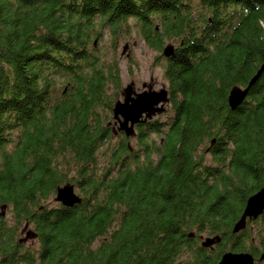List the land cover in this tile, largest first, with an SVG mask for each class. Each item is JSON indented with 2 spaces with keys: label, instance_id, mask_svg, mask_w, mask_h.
Returning a JSON list of instances; mask_svg holds the SVG:
<instances>
[{
  "label": "trees",
  "instance_id": "trees-1",
  "mask_svg": "<svg viewBox=\"0 0 264 264\" xmlns=\"http://www.w3.org/2000/svg\"><path fill=\"white\" fill-rule=\"evenodd\" d=\"M130 18L151 47L175 42L163 68L171 115L137 123L138 148L124 132L109 148L120 70L93 38ZM263 61L264 0H0V204L14 219L0 216V264L259 258L252 219L232 226L264 186V69L235 107L227 96ZM68 181L81 201L49 206ZM25 222L36 249L18 241ZM201 232L220 235L213 250Z\"/></svg>",
  "mask_w": 264,
  "mask_h": 264
},
{
  "label": "water",
  "instance_id": "water-1",
  "mask_svg": "<svg viewBox=\"0 0 264 264\" xmlns=\"http://www.w3.org/2000/svg\"><path fill=\"white\" fill-rule=\"evenodd\" d=\"M127 46V43L123 45L122 53L125 52ZM174 47L172 42L166 43L162 48V54L165 57L170 56L174 51ZM263 69L264 61L244 87L235 84L230 88L227 96L230 107H235L244 99L248 88L259 77ZM153 83L152 78L148 82L143 81L142 88L136 90L135 81L132 79L122 88L120 92L122 98H117L112 107L113 133L123 131L126 136L134 137L136 135V123L149 120L166 109L165 105L170 100L168 90L165 84H162L160 88H154ZM54 199L66 206H71L80 202L82 198L75 191L74 185L68 181L56 187ZM0 207L3 209L6 204L2 203ZM263 210L264 186L248 196L240 217L232 226V232H238L243 229L246 226L247 219L256 218ZM0 215H4V211H0ZM20 232L22 235L18 238L19 242L34 240L37 237L36 230L29 227L28 222L23 224ZM189 235L191 236L193 233L190 232ZM201 238V246L212 247L214 243L220 240V235H207L201 236ZM263 258L264 254L262 253L258 260ZM217 264H254V256L248 251H226L220 256Z\"/></svg>",
  "mask_w": 264,
  "mask_h": 264
},
{
  "label": "rangeland",
  "instance_id": "rangeland-1",
  "mask_svg": "<svg viewBox=\"0 0 264 264\" xmlns=\"http://www.w3.org/2000/svg\"><path fill=\"white\" fill-rule=\"evenodd\" d=\"M158 25V23H156ZM159 29V27H158ZM96 54L100 56L102 60L109 61L110 59L115 58L118 61L119 70H120V90L117 98H122L120 92L122 88L129 83L132 79L135 81L136 87L141 88V83L143 81L148 82L150 77L155 81V88H160L161 84H167V79L163 75V68L165 64V56L162 54L163 46L174 41L170 39H164L163 45L160 50L151 47L145 42V39L142 36L139 27L133 19H129L126 23L122 24V27L117 30V32L112 31L109 27L103 28L102 33L95 38ZM127 43L128 46L125 52L122 53L123 45ZM59 88L63 87V83L58 85ZM113 90V88H112ZM170 103H167L166 109L154 115L151 119H158L160 121L166 120L171 115ZM108 120H112V113L108 114ZM122 135L119 132H116L112 135L108 143L109 148L116 145L117 142L121 139ZM151 137H154L156 142L159 141V135L152 134ZM129 145L138 148V144L135 136L128 138ZM109 150V149H108ZM207 162L210 161V156L207 154L205 156ZM76 192L77 189L75 188ZM48 205H54L57 201L54 197H50L47 200ZM1 205V204H0ZM0 211H4L2 218L6 221L7 225L14 224V219L12 215L11 205L7 204L5 208L0 207ZM23 224H20L17 228V237L21 236L20 230ZM250 235L254 238L253 241L255 244H258V233L264 237V225L261 223V220H249V223L246 226ZM206 232H201L199 235H206ZM200 241V238H199ZM248 243V241H247ZM25 246H32L33 249L38 247V242L36 239L27 240L24 243ZM184 257V256H183Z\"/></svg>",
  "mask_w": 264,
  "mask_h": 264
},
{
  "label": "flooded vegetation",
  "instance_id": "flooded-vegetation-1",
  "mask_svg": "<svg viewBox=\"0 0 264 264\" xmlns=\"http://www.w3.org/2000/svg\"><path fill=\"white\" fill-rule=\"evenodd\" d=\"M152 77H150V79H151ZM152 81L154 82L153 83V87L155 86V81L152 79ZM164 84V83H163ZM141 85H142V83H141ZM162 85V84H161ZM166 86V85H165ZM135 88H136V90H140L141 88H142V86H141V88L139 89L138 87H136V85H135ZM155 88V87H154ZM166 88H167V90H168V95H169V87H168V85L166 86ZM169 98H170V96H169ZM169 102H170V100H169ZM111 124V123H110ZM137 124V123H136ZM136 124H135V126H136ZM114 126V123H113V121H112V124H111V127H113ZM118 132H123V131H118ZM246 224H247V222H246ZM193 233V232H192ZM20 234H21V232H20ZM22 235V234H21ZM208 234H206V235H204V236H207ZM190 236V235H189ZM192 236V235H191ZM201 236H203V235H199V238H200V242H201ZM36 239V238H35ZM27 241H25V242H22V243H26ZM199 242V243H200ZM215 244L216 243H214L213 244V246L212 247H206L207 249H209V250H213L214 248H215ZM201 245V244H200ZM253 256H254V264H256V263H258V262H260V260H258V256H255V254H253Z\"/></svg>",
  "mask_w": 264,
  "mask_h": 264
}]
</instances>
